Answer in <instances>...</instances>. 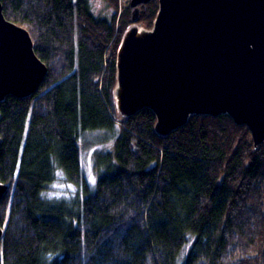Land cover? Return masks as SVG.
<instances>
[{
	"label": "trees",
	"instance_id": "1",
	"mask_svg": "<svg viewBox=\"0 0 264 264\" xmlns=\"http://www.w3.org/2000/svg\"><path fill=\"white\" fill-rule=\"evenodd\" d=\"M107 2L109 18L90 0H2L48 73L33 96L0 102V264H264V141L255 149L228 115L166 137L149 109L120 118L112 89L131 8ZM157 10L150 0L139 21ZM94 132L91 144H111L93 152V183L81 141ZM56 170L73 197L43 195Z\"/></svg>",
	"mask_w": 264,
	"mask_h": 264
},
{
	"label": "water",
	"instance_id": "2",
	"mask_svg": "<svg viewBox=\"0 0 264 264\" xmlns=\"http://www.w3.org/2000/svg\"><path fill=\"white\" fill-rule=\"evenodd\" d=\"M149 1H129L112 89L117 115L149 109L162 137L193 116L228 115L256 149L264 141V0H158L147 26L139 17ZM47 73L29 31L4 16L0 0V102L33 96ZM8 189L0 183V200Z\"/></svg>",
	"mask_w": 264,
	"mask_h": 264
},
{
	"label": "rangeland",
	"instance_id": "3",
	"mask_svg": "<svg viewBox=\"0 0 264 264\" xmlns=\"http://www.w3.org/2000/svg\"><path fill=\"white\" fill-rule=\"evenodd\" d=\"M130 0H124V5H127ZM90 6L92 13L97 17H111L113 9L109 6L107 0H90ZM101 135L100 132H94L93 134L87 133L81 141V162L84 173L89 180L95 177V170L93 165V152L96 148L103 146L109 147L111 142L91 144L90 141L95 139V136ZM98 140V138H96ZM77 193V188L67 182L63 173L60 170H56L55 179L48 185L47 189L43 192L46 198L57 199H69ZM187 248V246H185ZM184 247V248H185ZM185 250L183 249V253Z\"/></svg>",
	"mask_w": 264,
	"mask_h": 264
},
{
	"label": "built area",
	"instance_id": "4",
	"mask_svg": "<svg viewBox=\"0 0 264 264\" xmlns=\"http://www.w3.org/2000/svg\"><path fill=\"white\" fill-rule=\"evenodd\" d=\"M123 5H124V0H117V9H118L119 13L123 9Z\"/></svg>",
	"mask_w": 264,
	"mask_h": 264
},
{
	"label": "snow or ice",
	"instance_id": "5",
	"mask_svg": "<svg viewBox=\"0 0 264 264\" xmlns=\"http://www.w3.org/2000/svg\"><path fill=\"white\" fill-rule=\"evenodd\" d=\"M92 182L94 183L95 181H94V178L92 179Z\"/></svg>",
	"mask_w": 264,
	"mask_h": 264
}]
</instances>
